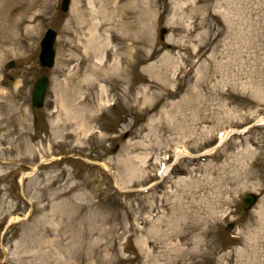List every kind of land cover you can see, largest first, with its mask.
I'll return each mask as SVG.
<instances>
[{
	"label": "rangeland",
	"instance_id": "rangeland-1",
	"mask_svg": "<svg viewBox=\"0 0 264 264\" xmlns=\"http://www.w3.org/2000/svg\"><path fill=\"white\" fill-rule=\"evenodd\" d=\"M26 1L18 8L35 17L32 45L0 50V264L30 259L33 242L39 264H264V0H147L150 14L137 24L149 29L102 27L110 44L100 63L117 60L132 35L146 39L142 52L151 58L126 72L110 68L90 89L74 86L87 61H97L82 62L76 0L66 12L61 0ZM47 27L57 32L51 68L38 62ZM166 54L179 66L169 78L158 70ZM152 62L148 74L142 67ZM180 67L188 71L178 82ZM41 74L50 81L35 109L30 93ZM72 89L76 103L91 95L82 112L93 119L83 133L62 113ZM173 122L182 129L172 130ZM246 128L218 143L220 131ZM214 145L206 159L195 158ZM182 146L193 156L182 157ZM235 155L244 168L231 177ZM162 161L171 168L165 176L157 172ZM248 192L259 199L244 210Z\"/></svg>",
	"mask_w": 264,
	"mask_h": 264
},
{
	"label": "bare ground",
	"instance_id": "bare-ground-1",
	"mask_svg": "<svg viewBox=\"0 0 264 264\" xmlns=\"http://www.w3.org/2000/svg\"><path fill=\"white\" fill-rule=\"evenodd\" d=\"M20 0H0V50L2 52H10L13 49L18 50V52L24 51L27 48H29L32 44V40L35 38V30H36V25L33 23L35 17L32 13L27 14V10H25V7L18 8ZM33 0H27L26 2H32ZM46 1V0H45ZM44 1V2H45ZM83 1V4H82ZM229 2V0H226ZM92 3H96L99 6L95 8ZM87 5H92L94 9L89 8ZM99 10V11H98ZM72 17L75 19L77 16V20L75 21V24L77 25L78 29L81 32V39H82V48L84 50L85 57L82 59V62H86L90 58L95 57L97 61H87L86 65V72L77 79L75 82L74 86L75 87H82L83 85H86V87L83 88H88L91 87L92 81L97 80L96 82L99 81H104L107 80L109 76L106 75V73L109 72L110 68H119L120 71L126 72L136 61H138L141 58H147L150 59L151 57L149 54H144L142 52V46L146 44V39L140 38V39H135V37H131L130 42L127 43L126 41L123 42V49L125 50L124 53L119 54V58L117 60H113L110 64L107 63H100L101 59L103 56V53L108 50V36L102 32L104 30L113 32L115 30L123 29L126 30H132L133 27H139V30H142L143 28H148L146 24L139 23L140 20L146 19L149 16V12L151 11L150 5L147 3V0H76L73 4L72 7ZM97 11V12H96ZM135 11H140L139 15L135 17L136 12ZM99 13L101 15H99ZM87 16H91V19L89 18L90 22L87 20ZM100 16L102 19H100ZM224 20H226L224 16ZM229 20L227 22L228 26L229 25ZM108 25L109 27L107 29L103 30V26ZM121 26H124L123 28H120ZM86 27V28H85ZM84 28V30H83ZM116 32V31H115ZM126 32V31H124ZM130 35H128L129 38ZM110 44V42H109ZM134 46V51L132 50ZM111 50L113 54L116 53V51L111 47ZM100 55V56H99ZM99 61V62H98ZM125 64V65H124ZM137 64V63H136ZM158 67V70H162L161 72L167 76L169 74V71L172 69V73L175 74V70L178 69V65L176 64L175 60L172 58V56L166 54L165 59L161 61V64ZM155 63H148L142 68L148 73L151 74L155 70ZM185 67V66H184ZM183 67V68H184ZM180 67V73L176 77V80L179 82V79H182V76H186L187 71ZM61 69V65H58L55 71H59ZM158 74V72H157ZM71 77L72 75H68ZM169 78V76H167ZM179 77V79H178ZM92 78V79H91ZM55 84L59 86L61 84V81L58 79H55ZM166 84L163 85L165 87ZM102 87V86H101ZM73 91L68 92V103L67 105H63L62 107L63 111L62 113L65 114L68 118L72 117V120H75L73 122L72 127L74 126V129L72 128V131L83 133L84 130L87 128V123L92 120L93 118L90 117V113L88 116L86 115V112H82L84 109L83 107L86 104V100L91 98V95L89 97H86L82 102H75V98H71L72 94L76 93L75 89H72ZM70 91V90H69ZM104 90L102 89L101 94L100 92L97 93L92 98V101L90 103L95 102V107L100 105L103 100L104 96ZM100 96V97H99ZM183 97H180L181 101ZM89 102V101H88ZM172 104V105H171ZM169 109H164L162 110V115L164 118H168V116L173 115V110L175 109L174 107L178 106L176 102L171 103ZM191 104V103H190ZM88 109V108H86ZM190 109V108H189ZM191 110V109H190ZM61 111V109H60ZM192 113H194L191 110ZM260 121L264 124V117L260 118ZM71 123V121H69ZM68 122V129L70 128L71 124ZM172 130L174 131H180L182 129V124L180 125L179 123H174L173 125H170ZM85 127V128H84ZM150 129L153 131L154 130V125L151 123ZM182 133H179V136ZM68 132V136H69ZM226 133L224 134V136ZM224 136L220 137L222 139ZM226 137V136H225ZM224 137V138H225ZM181 139V138H180ZM246 153L249 152L250 149L244 148ZM214 151V148H209L205 150L206 153H211ZM181 154H191L188 150H183ZM242 156V153L240 154ZM241 156L235 155L231 158V161L229 162L230 165H232V169L230 170V176L236 175L239 171H241L244 168V164L241 161ZM245 158V157H244ZM243 158V159H244ZM228 164V165H229ZM226 166V164L224 165ZM126 168H130L132 170L136 169L132 165L126 166ZM225 168V167H223ZM169 172V167H167L163 172L161 176H165ZM229 176V177H230ZM150 230L155 234V225H151ZM27 238V237H24ZM24 238H21L17 245H21L25 240ZM36 243L33 242L31 244V250L29 252L33 251L32 254H30V259L22 261L21 264H39L37 258V255L35 252H37V245L36 247L34 246ZM39 247V245H38ZM18 248V247H17ZM21 248H18V251L20 252ZM44 256H52V253L49 252H44ZM73 259L74 262L78 261L76 260L77 257L70 255ZM23 260V259H22Z\"/></svg>",
	"mask_w": 264,
	"mask_h": 264
},
{
	"label": "water",
	"instance_id": "water-1",
	"mask_svg": "<svg viewBox=\"0 0 264 264\" xmlns=\"http://www.w3.org/2000/svg\"><path fill=\"white\" fill-rule=\"evenodd\" d=\"M63 3V8L66 6V0ZM54 34L50 31L46 33L44 38L42 39V52L40 55V60L41 63L44 65H50L52 63V56H53V51H52V42H53ZM46 86V78H41L37 81L35 84V87L32 92V101L36 106L41 105V96L43 93V90ZM255 201V197L251 194L247 195L244 198V207H249L253 202Z\"/></svg>",
	"mask_w": 264,
	"mask_h": 264
}]
</instances>
